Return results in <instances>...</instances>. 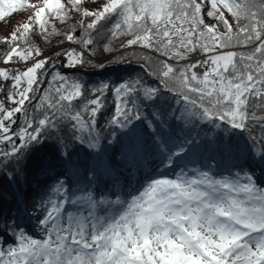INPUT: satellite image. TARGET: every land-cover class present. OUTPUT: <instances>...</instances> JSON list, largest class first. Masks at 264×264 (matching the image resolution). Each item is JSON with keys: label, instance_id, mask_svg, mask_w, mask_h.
I'll use <instances>...</instances> for the list:
<instances>
[{"label": "snow or ice", "instance_id": "6c2138e0", "mask_svg": "<svg viewBox=\"0 0 264 264\" xmlns=\"http://www.w3.org/2000/svg\"><path fill=\"white\" fill-rule=\"evenodd\" d=\"M21 11L28 21L0 42L7 46L0 57V177L23 195L25 166L63 132L58 143L66 136L89 150L84 177L92 174L91 185L100 166L114 170L101 149L104 127L122 163L146 174L126 199L76 196L78 165L57 147L56 159L39 169L47 191L33 207L38 232L12 226L11 243L0 240V264H264V0H100L95 8L86 0H0V21ZM73 14L78 20L60 43L76 47L57 53L63 68L103 69L91 58L106 38L104 52L112 40L145 50L117 60L142 61L141 71L89 88L41 58L30 34L61 35L57 22ZM201 124L226 136L202 137ZM197 156H207V165L181 164ZM225 159L231 166L221 171ZM247 160L258 162L260 176L245 170ZM105 204L112 210L99 215Z\"/></svg>", "mask_w": 264, "mask_h": 264}, {"label": "trees", "instance_id": "16d2710c", "mask_svg": "<svg viewBox=\"0 0 264 264\" xmlns=\"http://www.w3.org/2000/svg\"><path fill=\"white\" fill-rule=\"evenodd\" d=\"M29 2H36V0H29ZM100 0H86V6L89 8H95ZM29 13L25 11L18 12L12 17L0 21L1 25L5 27H0V42L5 38L10 37L12 31L17 27H20L23 23L28 21ZM78 17L73 14V19L66 24H60L57 22L56 28L61 35L51 36L45 39L39 33H32L29 39L32 42L33 47H38L42 53L43 57H51L60 67L61 70L68 75H75L81 81L86 83L87 87H91L95 83L102 80L111 81L113 83L117 82L122 78H127L129 74L135 75L141 71L140 65L142 61L133 60L131 64L128 63H117V60L123 56H133V54L139 56L143 55L145 51L139 48L133 49H121L120 40H112L109 43V47L113 50L111 52L103 51V44L108 43L106 38H102L97 45V57L91 58L92 63H103L104 68L100 69L98 67L84 66L75 69H65L63 68V56H57L58 52H62L65 49L73 47L72 44L65 42L61 44V40L64 39V33L69 31L71 26L75 24ZM208 23H215V21L206 17ZM79 34V32H77ZM127 39V38H121ZM7 50V46L0 43V57L4 55ZM50 62H52L50 60ZM108 108H111L112 101L107 102ZM258 115H264V113H258ZM21 118L18 117V123ZM111 131L110 128L104 127L101 131V149H107V154L105 156V162L109 160L113 166V171H105L103 166L98 168V179H96L91 185L88 183V179H91L92 174L89 173L88 179L84 177L85 164L89 160V150L79 146L77 143L69 140L66 136L62 143H58V135L64 136L61 132L58 135H52L48 145H42L41 151L34 155L30 162L25 166L28 177V184L21 186V191L23 195H19L16 191V185L9 183L7 178L0 177V240L7 241L11 243L12 237L10 235V229L12 226L19 224L20 227L26 229L29 233L38 232V213L33 212V207L38 203L39 196L37 193L47 191V177L39 175V169L42 162L53 161L57 157V147L62 150L73 154L72 159L77 163L78 167L72 172V192L76 196H84L88 192H91L93 197L97 200L104 198L106 200H115L117 195L122 199H126L127 193L130 191V187L133 184L139 186V181L146 174L143 167L131 168L129 169L127 165L122 163L120 156L118 155L120 147L117 144H106L109 136L108 133ZM197 132H200L202 137L205 138H215L219 139L226 134L222 130L210 129L209 126L203 124L198 125L196 128ZM259 133V129H256V134ZM195 134V133H193ZM119 135V134H118ZM240 135L239 132L233 134V139ZM245 138L248 139L249 144H251V138L247 133L243 134ZM59 161H57L56 171H63V168L59 166ZM208 158L204 157H194L188 161H182V165H187L188 167L195 166L196 164L207 165ZM220 170L227 171L231 166V162L227 159L219 160ZM245 165V170L248 168L255 169L256 175L260 176V166L258 162L247 160L242 161ZM54 175V173H53ZM102 205L98 206V211L101 210Z\"/></svg>", "mask_w": 264, "mask_h": 264}, {"label": "rangeland", "instance_id": "374dc122", "mask_svg": "<svg viewBox=\"0 0 264 264\" xmlns=\"http://www.w3.org/2000/svg\"><path fill=\"white\" fill-rule=\"evenodd\" d=\"M0 27L2 28V27H5V25H1L0 24ZM73 47H76L75 45H72ZM93 59H94V57H92ZM4 98V97H3ZM6 103H7V101H6ZM6 105H8V104H6ZM11 107V106H10ZM137 188V185L136 184H133L131 187H130V191L129 192H131V191H134L135 189ZM101 210H99L98 211V208H97V213L99 214V215H104V214H106V212L107 211H111L112 210V208H111V206H109V205H107V204H105V205H102L101 206Z\"/></svg>", "mask_w": 264, "mask_h": 264}, {"label": "built area", "instance_id": "2783aa9c", "mask_svg": "<svg viewBox=\"0 0 264 264\" xmlns=\"http://www.w3.org/2000/svg\"><path fill=\"white\" fill-rule=\"evenodd\" d=\"M141 50H143V49H141ZM143 51H145V50H143ZM200 58H202V57H199V56H193V60H195V59H200ZM202 71V69H197V72L199 73V72H201ZM0 99H4L3 98V95H0ZM7 104V103H6ZM6 106H12V105H10V104H8V105H6Z\"/></svg>", "mask_w": 264, "mask_h": 264}]
</instances>
